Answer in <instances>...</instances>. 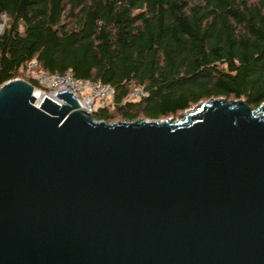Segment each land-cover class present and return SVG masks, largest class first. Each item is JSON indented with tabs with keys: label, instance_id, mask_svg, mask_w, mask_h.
<instances>
[{
	"label": "water",
	"instance_id": "obj_1",
	"mask_svg": "<svg viewBox=\"0 0 264 264\" xmlns=\"http://www.w3.org/2000/svg\"><path fill=\"white\" fill-rule=\"evenodd\" d=\"M0 87V264H264V103L95 121Z\"/></svg>",
	"mask_w": 264,
	"mask_h": 264
},
{
	"label": "trees",
	"instance_id": "obj_2",
	"mask_svg": "<svg viewBox=\"0 0 264 264\" xmlns=\"http://www.w3.org/2000/svg\"><path fill=\"white\" fill-rule=\"evenodd\" d=\"M115 91L95 121L181 118L211 99L264 103V0H0V87L28 65ZM141 88L144 96L131 95Z\"/></svg>",
	"mask_w": 264,
	"mask_h": 264
},
{
	"label": "built area",
	"instance_id": "obj_3",
	"mask_svg": "<svg viewBox=\"0 0 264 264\" xmlns=\"http://www.w3.org/2000/svg\"><path fill=\"white\" fill-rule=\"evenodd\" d=\"M36 62L28 65L27 73L38 86L46 91H40L47 94L48 98L61 104L56 99V95L62 92H68L71 98L77 102L79 109L93 116L99 109L107 108L113 104L115 97L114 89L100 82H91L86 80H77L71 72L48 74L43 71H36ZM145 94L141 88H137L131 95L133 100H138Z\"/></svg>",
	"mask_w": 264,
	"mask_h": 264
},
{
	"label": "rangeland",
	"instance_id": "obj_4",
	"mask_svg": "<svg viewBox=\"0 0 264 264\" xmlns=\"http://www.w3.org/2000/svg\"><path fill=\"white\" fill-rule=\"evenodd\" d=\"M28 74V73H27ZM234 101V100H233ZM170 119V118H169ZM182 119V117L181 118H177V119H171V120H173V121H178V120H181ZM117 121H121V120H119V119H115V121H113L112 123H115V122H117Z\"/></svg>",
	"mask_w": 264,
	"mask_h": 264
}]
</instances>
